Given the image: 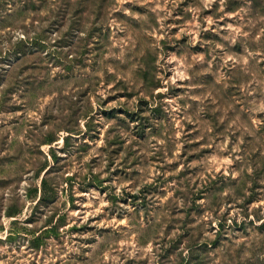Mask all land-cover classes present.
<instances>
[{"label": "rangeland", "instance_id": "rangeland-1", "mask_svg": "<svg viewBox=\"0 0 264 264\" xmlns=\"http://www.w3.org/2000/svg\"><path fill=\"white\" fill-rule=\"evenodd\" d=\"M0 77V264H264V0H7Z\"/></svg>", "mask_w": 264, "mask_h": 264}, {"label": "trees", "instance_id": "trees-1", "mask_svg": "<svg viewBox=\"0 0 264 264\" xmlns=\"http://www.w3.org/2000/svg\"><path fill=\"white\" fill-rule=\"evenodd\" d=\"M7 0H0V6L3 2H6ZM24 45V42L21 41L19 43V46L22 47ZM7 78L5 80L6 83V90L9 92L12 88H14L15 85H24L27 87L28 82L25 81V79H22L20 82L16 80L14 77ZM0 80L2 78L0 77ZM69 109L72 110V112L75 114L77 113L78 109V103L77 101H72L71 104H69ZM74 119V118H73ZM73 131V130H72ZM69 140V137L65 138V142ZM58 141L56 138V135L52 132L46 136V138H43L41 140V144H53L54 142ZM52 156L56 158V152L55 150H52ZM53 167L49 164L48 159L45 157V161L41 162L39 169L35 175L36 179H39L43 173H45L43 179H42V195L40 199L38 200L37 204L40 206L41 204L48 203L54 196L56 195L55 188L50 184L49 181V175L52 171ZM36 191V190H35ZM18 214H20V209L13 206L9 209L7 212V216L9 217H16ZM208 243H202V244H194L191 246V253L189 254V257L187 259H183V262L181 264H208V260H210V255L205 251ZM214 260V259H213ZM218 264H228V263H218Z\"/></svg>", "mask_w": 264, "mask_h": 264}]
</instances>
